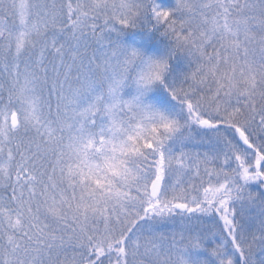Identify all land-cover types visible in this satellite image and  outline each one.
<instances>
[{
  "label": "snow or ice",
  "instance_id": "6c2138e0",
  "mask_svg": "<svg viewBox=\"0 0 264 264\" xmlns=\"http://www.w3.org/2000/svg\"><path fill=\"white\" fill-rule=\"evenodd\" d=\"M0 264H264V0H0Z\"/></svg>",
  "mask_w": 264,
  "mask_h": 264
}]
</instances>
